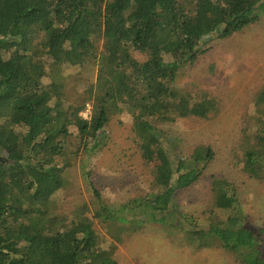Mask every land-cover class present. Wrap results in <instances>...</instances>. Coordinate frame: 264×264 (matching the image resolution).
<instances>
[{"label":"trees","instance_id":"16d2710c","mask_svg":"<svg viewBox=\"0 0 264 264\" xmlns=\"http://www.w3.org/2000/svg\"><path fill=\"white\" fill-rule=\"evenodd\" d=\"M263 16L264 0H0V264H117L94 220L120 231L167 225L196 250L264 264V229L245 224L225 177L211 176V200L199 215L179 209L178 193L199 180L212 151L197 145L186 161L158 126L218 113L214 96L181 89L176 78L210 41ZM89 62L95 83L70 102L64 72ZM88 101L93 112L85 118ZM250 102L234 164L264 183V83ZM116 114L131 118L136 150L152 163L147 187L114 205L90 182L93 219L82 210L68 219L50 212L75 144L90 157Z\"/></svg>","mask_w":264,"mask_h":264},{"label":"rangeland","instance_id":"374dc122","mask_svg":"<svg viewBox=\"0 0 264 264\" xmlns=\"http://www.w3.org/2000/svg\"><path fill=\"white\" fill-rule=\"evenodd\" d=\"M136 57L145 58L140 54ZM63 78L66 95L72 102L78 93L94 85L96 66L93 62L74 66L64 72ZM175 83L181 89L206 93L219 101L218 113L207 119L190 116L158 122L165 136L171 139V151L186 161L197 145L209 146L212 151L199 180L178 193L179 209L199 215L211 200V176H223L235 186L245 224L264 229V183L249 177L234 164L235 155L243 147V123L246 113L251 111L252 94L264 83V16L229 37L210 41L206 51L194 65L179 73ZM86 104L90 105L88 118L93 112V102ZM84 112V109L80 112L82 117ZM130 127L128 115H113L104 128L102 143L90 157H86L89 155H85L82 143L75 144L78 148L74 149L71 166L64 171L65 185L47 205L50 212L68 219L82 210L93 219L95 199L90 182L104 200L114 205L147 187L152 163L140 157ZM71 131L76 134L73 127ZM94 227L103 247L114 246L117 264H242L220 248L194 249L187 245L183 231L167 225L145 222L137 229L125 226L120 231L118 227L94 220ZM115 236L120 239L117 241Z\"/></svg>","mask_w":264,"mask_h":264},{"label":"built area","instance_id":"2783aa9c","mask_svg":"<svg viewBox=\"0 0 264 264\" xmlns=\"http://www.w3.org/2000/svg\"><path fill=\"white\" fill-rule=\"evenodd\" d=\"M84 110H85V112L83 113V114H84V117L87 118V117H86V114H88L89 111H90V105H89V104H86Z\"/></svg>","mask_w":264,"mask_h":264}]
</instances>
